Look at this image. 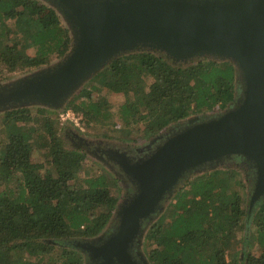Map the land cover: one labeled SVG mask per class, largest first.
<instances>
[{"label":"trees","instance_id":"1","mask_svg":"<svg viewBox=\"0 0 264 264\" xmlns=\"http://www.w3.org/2000/svg\"><path fill=\"white\" fill-rule=\"evenodd\" d=\"M77 41L53 5L0 0V91L17 75L29 77L63 63ZM88 82L58 106L29 102L0 108V264L100 261L83 246L107 240L118 223L110 225L132 198L116 166L90 148L70 145V134H85L62 122L61 113L83 116L89 142L145 148L171 137L193 114L222 116L241 102L244 91L231 58L201 54L177 60L153 46L121 51ZM111 93L122 103L114 104ZM201 169L187 173L171 193L173 200L144 221L150 248L145 264H264V197L253 216L251 198L244 207L243 190L248 181L252 192L255 182L235 169L192 176Z\"/></svg>","mask_w":264,"mask_h":264},{"label":"water","instance_id":"2","mask_svg":"<svg viewBox=\"0 0 264 264\" xmlns=\"http://www.w3.org/2000/svg\"><path fill=\"white\" fill-rule=\"evenodd\" d=\"M78 41L56 69L3 88L0 108L41 102L60 105L116 54L139 46L174 59L201 54L233 59L244 81L241 102L218 118L190 125L150 155L119 164L136 193L118 213L115 232L83 246L100 264H136L130 250L187 173L229 158H246L256 180L251 208L264 197V0H48Z\"/></svg>","mask_w":264,"mask_h":264},{"label":"rangeland","instance_id":"3","mask_svg":"<svg viewBox=\"0 0 264 264\" xmlns=\"http://www.w3.org/2000/svg\"><path fill=\"white\" fill-rule=\"evenodd\" d=\"M42 1H45V2H47V3H51L52 4V2H50V1H48V0H42ZM61 13V12H60ZM62 14V13H61ZM62 64V62H54L53 63V65L52 66H50V67H48V68H46V69H44V70H42L41 72L42 73H47V72H51V71H53L54 69H56V68H58L60 65ZM40 72V73H41ZM36 75H37V73H35ZM35 74H32V75H30L29 77H33V75H35ZM39 74V73H38ZM96 74H97V72L96 73H94V74H92V75H90L87 79H86V81H87V83H89L88 81H89V78H94V76H96ZM29 77H23V76H21V75H17V76H15V83L14 84H12L13 86H16V85H19V84H21V83H23L24 81H25V79L26 78H29ZM12 85H10V86H8L7 87V89H9L10 87H12ZM0 92H2V90L0 91ZM110 100L114 103V104H118V103H122V98L120 97V96H118L117 94H113V93H111V95H110ZM215 113L216 112H210V113H208V114H206V115H203V116H201V115H195V114H193V115H191V117L190 118H187L183 123H181V124H177L176 126H175V128H177V132H181L183 129H185L186 127H188V126H190V125H195L196 123H198V122H202V121H206V120H208L211 116H214L215 115ZM118 125V124H117ZM76 128H78L79 129V131L80 132H82V133H84L85 135H87L88 137H90L89 135H88V130H87V128H86V126H85V124H84V122L82 121V123H81V125H80V127H76ZM72 131L70 130V133H71ZM176 132V133H177ZM74 135H76V134H70V137H69V143H70V145L71 146H84V147H87V148H90L92 151H93V153L95 152L96 154H101L100 152H99V148H101V147H103L102 145H103V143H100L99 141H92V142H89V141H87V139H88V137L87 136H85V135H80V136H74ZM95 132H93L92 134H91V138L93 139L95 136ZM155 150V148H153V146L152 145H147L145 148H135V149H133V153H132V151H131V153L129 154V155H131V157H133V160L134 161H138V160H140V159H142V158H145V157H147L149 154H147L148 152H150L151 151V153L153 152ZM143 153V154H142ZM145 154H147L146 156H144ZM91 162H94V160H92V159H90L89 160V162L88 163H86L85 165H86V167L84 168V171H87V170H89V165H91L90 163ZM99 162V161H98ZM97 161H95V164L97 165V166H100V162L98 163ZM226 169H235V170H238V171H241V172H243L244 173V178H245V180H249V181H251V182H255V180H256V172H255V170H254V167H252V164H250V163H248V162H246L245 160H243V159H238V158H229V159H225V160H223V161H221L220 163H217V164H213V165H210V166H207V167H204L203 169H201L200 171H198V172H195V174L193 175L192 174V176H195L196 175V173H205V172H207V171H212V170H226ZM114 173L115 174H117L118 176H121V174H120V172L118 171V170H114ZM123 176V175H122ZM124 180L128 183V184H132L130 181H127V179L124 177ZM133 185V189H135L136 190V187L134 186V184H132ZM247 188H245L244 190H243V193H244V207H247L248 206V202H249V200H250V198H251V196H252V193H253V190H252V192L250 191L251 189H250V186L251 185H249V183H248V181H247ZM254 188V187H253ZM135 193L136 192H133L132 193V197L135 195ZM123 192L122 191H120L119 193H118V198L120 199H122V196H123ZM173 200V196L170 194L169 196H167V198H166V200L164 201V203L163 204H166L167 205V203H169V202H171ZM125 201L123 200V203H124ZM251 208V207H250ZM254 208V207H253ZM253 208H251V214H252V212H253ZM252 216H253V214H252ZM251 216V217H252ZM116 223H118V222H113L111 225H110V227H116L117 226V224ZM145 231V230H144ZM244 234V232H242V234L241 235H243ZM144 235H145V232H143V230H142V234H141V236L139 237V239L137 240V242L134 244L135 246H134V252L136 253V254H140V256H142L144 259H147L148 260V257H147V254H148V251L150 250V248H148V246H147V244L145 243V239H144ZM243 246H241L240 245V249L242 248Z\"/></svg>","mask_w":264,"mask_h":264},{"label":"flooded vegetation","instance_id":"4","mask_svg":"<svg viewBox=\"0 0 264 264\" xmlns=\"http://www.w3.org/2000/svg\"><path fill=\"white\" fill-rule=\"evenodd\" d=\"M178 130H177V128H175V129H173V135L177 132ZM172 136V135H171ZM164 139H162V141L158 144V145H156V146H154V145H152L153 146V148H157L163 141H165L168 137H163ZM103 147H101V148H99V152L101 153V154H99L100 156H102L109 164H113L114 166H116V169H118V171L120 172V174H121V177L122 178H126L127 179V181H130L129 179H128V177L126 176V174L124 173V171H123V168L121 167V165L119 164V162H121V160H130L131 162H136V161H134L133 160V157H131V155H129L130 153H131V151H132V153H133V149H126V148H124V147H110V146H108V145H106V144H103L102 145ZM151 154V151L150 152H148L147 154ZM143 154V153H142ZM147 154H145L144 156H146ZM149 154V155H150ZM128 162V161H127ZM250 164H252V163H250ZM252 167H254L253 165H252ZM123 175V176H122ZM132 183V182H131ZM130 186H131V188L133 187V185L132 184H129ZM134 188V187H133ZM132 188V189H133ZM133 192H136V190L135 189H133ZM132 196V194L130 195V197ZM102 243H104V241L102 242ZM102 243H100V244H96L97 246H99V245H101ZM134 246L135 245H133L132 246V248H131V250H130V254H131V256H132V259L135 261V263L136 264H145V260H144V258L142 257V256H140V254L138 253V254H136L135 252H134ZM102 262V260H100V261H98V260H96V264H100ZM94 263V264H95Z\"/></svg>","mask_w":264,"mask_h":264},{"label":"built area","instance_id":"5","mask_svg":"<svg viewBox=\"0 0 264 264\" xmlns=\"http://www.w3.org/2000/svg\"><path fill=\"white\" fill-rule=\"evenodd\" d=\"M60 119L62 122H70L73 123L76 127H80L82 121H84V118L82 115L72 111L68 110L66 112H63L60 114Z\"/></svg>","mask_w":264,"mask_h":264}]
</instances>
